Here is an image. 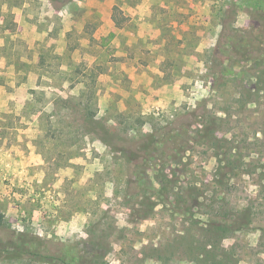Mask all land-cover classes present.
Here are the masks:
<instances>
[{
  "label": "rangeland",
  "instance_id": "374dc122",
  "mask_svg": "<svg viewBox=\"0 0 264 264\" xmlns=\"http://www.w3.org/2000/svg\"><path fill=\"white\" fill-rule=\"evenodd\" d=\"M263 172L264 0H0V264H264Z\"/></svg>",
  "mask_w": 264,
  "mask_h": 264
},
{
  "label": "trees",
  "instance_id": "16d2710c",
  "mask_svg": "<svg viewBox=\"0 0 264 264\" xmlns=\"http://www.w3.org/2000/svg\"><path fill=\"white\" fill-rule=\"evenodd\" d=\"M50 2L51 3H54L55 0H50ZM141 145H143V148L142 149H147L149 147V142L148 141H144ZM129 147H132V145H129ZM133 149H135V148H133ZM263 178H264V172H263ZM245 212H246L245 214L247 216H246V219H244L243 223H248V222L251 221L250 218H249V216H250V209H246ZM240 222H241V220L239 221V219L236 220V222H234V223L233 222L232 223H229V222H220L218 224V228H219V230H221L222 233H231L233 230H236V229H238L240 227ZM0 224H1V215H0ZM18 239L20 240V242L28 241V242H36L37 244H39L38 241H37L38 239L35 236L18 234ZM43 257H44V259H46V258L50 259L49 257H46V256H43ZM81 257H82V255H79L76 252V255L74 254V257L73 258L76 259V261H78V264H80Z\"/></svg>",
  "mask_w": 264,
  "mask_h": 264
}]
</instances>
